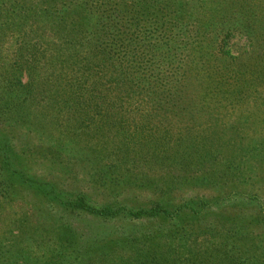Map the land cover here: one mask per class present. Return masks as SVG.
<instances>
[{
	"label": "rangeland",
	"instance_id": "374dc122",
	"mask_svg": "<svg viewBox=\"0 0 264 264\" xmlns=\"http://www.w3.org/2000/svg\"><path fill=\"white\" fill-rule=\"evenodd\" d=\"M202 1L206 10L199 0L161 4L194 16L191 40L202 44L165 65L178 71L182 100L125 96L120 83L109 120L99 109L85 121L74 108L89 87L90 109L99 107L101 76L94 62L83 66L87 49L66 69L26 72L0 91V264H264V0ZM134 50L135 74L146 77L157 64ZM145 133L172 148L142 143ZM78 198L119 210L207 205L132 219L88 214Z\"/></svg>",
	"mask_w": 264,
	"mask_h": 264
},
{
	"label": "trees",
	"instance_id": "16d2710c",
	"mask_svg": "<svg viewBox=\"0 0 264 264\" xmlns=\"http://www.w3.org/2000/svg\"><path fill=\"white\" fill-rule=\"evenodd\" d=\"M27 1L0 0V91L9 85H21L27 73L42 71L49 74L58 67L66 69L87 49L83 66L87 69V65L94 62L101 76L97 82L100 89L96 105L99 107L92 106L90 109L91 104L87 102L86 96L89 93L92 97L95 88L89 87L80 95V106L74 108L78 114L76 116L85 121H89L92 111L98 114L103 112L102 121L109 120L107 117L114 112L107 103L112 100L111 96L115 95L116 86L120 83L125 85L124 88L117 87L125 96H133L132 93L145 95L146 91L156 94L160 91L163 98L167 95L182 100L181 94L184 93L181 92L185 88L175 75L178 71L166 74L165 68L175 62L178 52H184V49L194 52L202 47L196 40H191L195 30L192 26L194 16L184 18L179 9L170 11L169 5L161 7L164 0H37L31 5ZM199 8L206 10L202 0H199ZM33 18L34 27L31 24ZM151 32L159 33L158 42L149 40ZM141 39H144L141 42L143 45L138 47ZM197 40L202 41L203 37L199 35ZM130 47H135L134 52L138 49L149 52L150 66L157 64L148 76L135 74L141 70V53L138 64V58L133 56L135 54L129 56ZM185 74L184 71L183 81H186ZM84 79L89 78L86 75ZM36 80L34 78V83ZM222 80L227 79L222 77ZM224 83L227 85L228 82ZM1 100H4V94H0ZM169 109L174 110L173 107ZM117 128L118 132L125 133L124 125ZM145 135L141 136L144 144L143 140L148 138L151 147L172 148L167 147L169 142L165 143L156 134L147 133L146 138ZM133 143L137 144L135 141ZM72 205L97 216L141 219L145 216L173 217L186 212L196 213L205 208L207 202L203 198L199 203L192 199L176 206L174 210L161 201L137 210L96 208L86 204L83 198H78Z\"/></svg>",
	"mask_w": 264,
	"mask_h": 264
}]
</instances>
